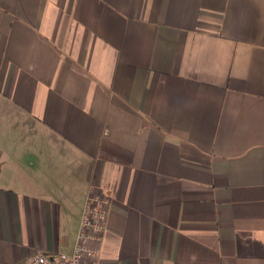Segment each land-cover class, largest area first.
Wrapping results in <instances>:
<instances>
[{"label":"crops","instance_id":"crops-1","mask_svg":"<svg viewBox=\"0 0 264 264\" xmlns=\"http://www.w3.org/2000/svg\"><path fill=\"white\" fill-rule=\"evenodd\" d=\"M264 264V0H0V264Z\"/></svg>","mask_w":264,"mask_h":264},{"label":"built area","instance_id":"built-area-1","mask_svg":"<svg viewBox=\"0 0 264 264\" xmlns=\"http://www.w3.org/2000/svg\"><path fill=\"white\" fill-rule=\"evenodd\" d=\"M111 200L108 196L92 191L83 212L76 246L70 254L47 255L37 252L21 264H99Z\"/></svg>","mask_w":264,"mask_h":264}]
</instances>
